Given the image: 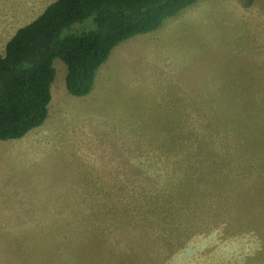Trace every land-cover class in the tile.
Returning a JSON list of instances; mask_svg holds the SVG:
<instances>
[{
  "label": "rangeland",
  "instance_id": "374dc122",
  "mask_svg": "<svg viewBox=\"0 0 264 264\" xmlns=\"http://www.w3.org/2000/svg\"><path fill=\"white\" fill-rule=\"evenodd\" d=\"M48 1L0 0V53ZM53 68L45 122L0 140V201L46 189L52 223L0 225V264H264V0H198L116 45L86 96Z\"/></svg>",
  "mask_w": 264,
  "mask_h": 264
},
{
  "label": "trees",
  "instance_id": "16d2710c",
  "mask_svg": "<svg viewBox=\"0 0 264 264\" xmlns=\"http://www.w3.org/2000/svg\"><path fill=\"white\" fill-rule=\"evenodd\" d=\"M198 0H55L18 28L0 53V140H17L48 117L53 61L75 97L93 88L112 49L153 32Z\"/></svg>",
  "mask_w": 264,
  "mask_h": 264
},
{
  "label": "crops",
  "instance_id": "0c3cea01",
  "mask_svg": "<svg viewBox=\"0 0 264 264\" xmlns=\"http://www.w3.org/2000/svg\"><path fill=\"white\" fill-rule=\"evenodd\" d=\"M53 1L55 0L48 1L46 5L48 6ZM45 8L46 7L44 6L42 8V11ZM42 11L40 12V14L42 13ZM27 188H28L27 192H32V193L36 192V193H34L33 199L28 200V202L25 203V206L22 209L16 207L14 204L9 205L5 202L0 201V225H2V227L5 226H9L10 228L13 227L11 231H13L12 234L15 236V238L22 237V235L17 231L30 234L32 236H35V238L37 239L45 238L46 235L45 231L47 227L42 226L39 228V225L52 223V221L48 222L47 221L48 219H45L44 215H49L52 212L54 206L53 204H49L47 202H52L53 200L47 201L44 199V196L40 194L41 192L46 191V189L40 187L37 190L34 189V186L32 185L26 186V189ZM57 202L63 203V201H57ZM27 207L28 209L23 212V210H25ZM2 231L0 232V238H3L5 235V233H3ZM41 232H44V234H40Z\"/></svg>",
  "mask_w": 264,
  "mask_h": 264
}]
</instances>
